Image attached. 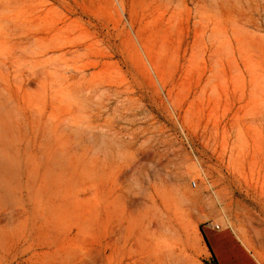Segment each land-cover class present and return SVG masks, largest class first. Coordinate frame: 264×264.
I'll use <instances>...</instances> for the list:
<instances>
[{
	"label": "rangeland",
	"instance_id": "374dc122",
	"mask_svg": "<svg viewBox=\"0 0 264 264\" xmlns=\"http://www.w3.org/2000/svg\"><path fill=\"white\" fill-rule=\"evenodd\" d=\"M206 223L264 264V0H0V264H214Z\"/></svg>",
	"mask_w": 264,
	"mask_h": 264
},
{
	"label": "crops",
	"instance_id": "0c3cea01",
	"mask_svg": "<svg viewBox=\"0 0 264 264\" xmlns=\"http://www.w3.org/2000/svg\"><path fill=\"white\" fill-rule=\"evenodd\" d=\"M199 236L214 264H262L232 227L206 223Z\"/></svg>",
	"mask_w": 264,
	"mask_h": 264
},
{
	"label": "bare ground",
	"instance_id": "6f19581e",
	"mask_svg": "<svg viewBox=\"0 0 264 264\" xmlns=\"http://www.w3.org/2000/svg\"><path fill=\"white\" fill-rule=\"evenodd\" d=\"M111 264H152V263H151L150 259H146V258H134V259L129 258L126 262L125 261H118V259H115L111 262Z\"/></svg>",
	"mask_w": 264,
	"mask_h": 264
},
{
	"label": "built area",
	"instance_id": "2783aa9c",
	"mask_svg": "<svg viewBox=\"0 0 264 264\" xmlns=\"http://www.w3.org/2000/svg\"><path fill=\"white\" fill-rule=\"evenodd\" d=\"M191 186H192V187H196V183H195V181H191ZM216 228H218V226H216Z\"/></svg>",
	"mask_w": 264,
	"mask_h": 264
}]
</instances>
